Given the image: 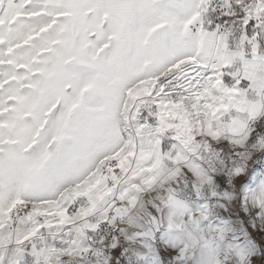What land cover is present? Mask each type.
I'll return each mask as SVG.
<instances>
[{"label":"snow or ice","instance_id":"1","mask_svg":"<svg viewBox=\"0 0 264 264\" xmlns=\"http://www.w3.org/2000/svg\"><path fill=\"white\" fill-rule=\"evenodd\" d=\"M252 232L264 0H0V264H264Z\"/></svg>","mask_w":264,"mask_h":264},{"label":"rangeland","instance_id":"2","mask_svg":"<svg viewBox=\"0 0 264 264\" xmlns=\"http://www.w3.org/2000/svg\"><path fill=\"white\" fill-rule=\"evenodd\" d=\"M249 231H252L249 229ZM254 238H256L259 242L264 243V236H261V234H258L256 232H252Z\"/></svg>","mask_w":264,"mask_h":264}]
</instances>
